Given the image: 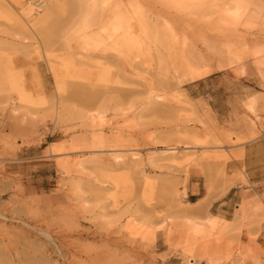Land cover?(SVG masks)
Instances as JSON below:
<instances>
[{
	"label": "rangeland",
	"instance_id": "obj_1",
	"mask_svg": "<svg viewBox=\"0 0 264 264\" xmlns=\"http://www.w3.org/2000/svg\"><path fill=\"white\" fill-rule=\"evenodd\" d=\"M18 2L0 0V264L255 261L264 0H111V38L99 0H24L33 25Z\"/></svg>",
	"mask_w": 264,
	"mask_h": 264
},
{
	"label": "bare ground",
	"instance_id": "obj_2",
	"mask_svg": "<svg viewBox=\"0 0 264 264\" xmlns=\"http://www.w3.org/2000/svg\"><path fill=\"white\" fill-rule=\"evenodd\" d=\"M18 1L19 2L16 3V5L19 6L22 9V14L28 20L27 22L30 23L31 25L35 24L37 22V20L40 19V14H38L39 10L37 8H34L32 6V4H30V3L29 4H26V6H25L24 5V0H18ZM99 1H100V4H101V7H102V11H104V9H106L109 12L108 15L106 16V19H104L102 22H100V24L97 26V29L96 30L99 31V32H101L99 36H102V37L106 36L107 38H111V37L116 36V35L118 37L121 36L120 34H121V32H122V30H123V28L125 26V23H127L126 22L127 21V18H125V16H123V14L121 13L118 3L115 4L114 6L112 5L113 7L111 9V7H110L111 0H99ZM34 13H37L38 15L37 16H34L33 15ZM89 15H90V13H86L85 14V21H86V17L89 16ZM99 36H97V37H99ZM131 36H132V34H131ZM102 37H101V39H102ZM122 37H124V36H122ZM113 39L111 41H113ZM124 39H122V42L124 41ZM103 40H105V39L103 38ZM129 40H131V39H129ZM93 41H94V39L92 41L88 42V44H91V42H93ZM111 41H110V43H111ZM95 42H97V41L95 40ZM108 43H109V41H108ZM126 45H128V44H126ZM133 45H134V43H133ZM128 46H130V44ZM134 46L135 47L137 46L136 45V42H135V45ZM127 47H124V48H127ZM131 48H133V50H134V47H131ZM120 49H118L119 52L121 51ZM122 51H123V49H122Z\"/></svg>",
	"mask_w": 264,
	"mask_h": 264
},
{
	"label": "crops",
	"instance_id": "obj_3",
	"mask_svg": "<svg viewBox=\"0 0 264 264\" xmlns=\"http://www.w3.org/2000/svg\"><path fill=\"white\" fill-rule=\"evenodd\" d=\"M212 206L213 204L210 207ZM212 217H218L219 219H221V217L217 215H213ZM250 253L253 254L252 256L255 259V261L251 260V257H250L249 258L250 260H247L244 264H264V252H250ZM189 261H190V264H209L206 259H202V260L194 259V260H189ZM163 264H184V261L179 256L171 255L170 257L166 259V261ZM212 264H223V263L220 261V262H214Z\"/></svg>",
	"mask_w": 264,
	"mask_h": 264
}]
</instances>
